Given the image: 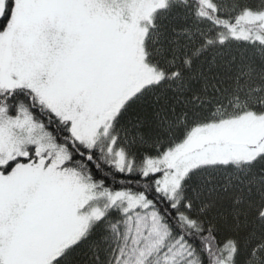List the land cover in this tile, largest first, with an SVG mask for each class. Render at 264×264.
Wrapping results in <instances>:
<instances>
[{
	"label": "snow or ice",
	"instance_id": "snow-or-ice-1",
	"mask_svg": "<svg viewBox=\"0 0 264 264\" xmlns=\"http://www.w3.org/2000/svg\"><path fill=\"white\" fill-rule=\"evenodd\" d=\"M0 264H264V0H0Z\"/></svg>",
	"mask_w": 264,
	"mask_h": 264
}]
</instances>
